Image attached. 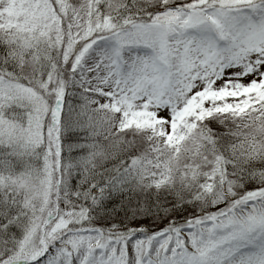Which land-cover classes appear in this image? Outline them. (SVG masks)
<instances>
[{
    "label": "snow or ice",
    "instance_id": "1",
    "mask_svg": "<svg viewBox=\"0 0 264 264\" xmlns=\"http://www.w3.org/2000/svg\"><path fill=\"white\" fill-rule=\"evenodd\" d=\"M0 264H264V0H0Z\"/></svg>",
    "mask_w": 264,
    "mask_h": 264
}]
</instances>
